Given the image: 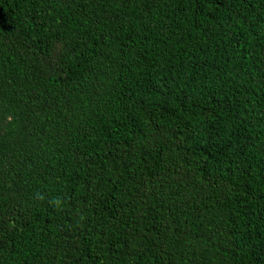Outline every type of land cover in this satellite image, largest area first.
<instances>
[{
  "label": "trees",
  "instance_id": "16d2710c",
  "mask_svg": "<svg viewBox=\"0 0 264 264\" xmlns=\"http://www.w3.org/2000/svg\"><path fill=\"white\" fill-rule=\"evenodd\" d=\"M0 264H264V0H0Z\"/></svg>",
  "mask_w": 264,
  "mask_h": 264
},
{
  "label": "clouds",
  "instance_id": "9594fccd",
  "mask_svg": "<svg viewBox=\"0 0 264 264\" xmlns=\"http://www.w3.org/2000/svg\"><path fill=\"white\" fill-rule=\"evenodd\" d=\"M38 198H40V197H38ZM51 203H52L54 206L59 207V206L61 205V203H62V200H61L60 198H55V199H53V200L51 201Z\"/></svg>",
  "mask_w": 264,
  "mask_h": 264
}]
</instances>
